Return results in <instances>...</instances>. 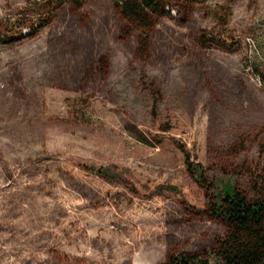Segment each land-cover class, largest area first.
<instances>
[{"label": "rangeland", "instance_id": "374dc122", "mask_svg": "<svg viewBox=\"0 0 264 264\" xmlns=\"http://www.w3.org/2000/svg\"><path fill=\"white\" fill-rule=\"evenodd\" d=\"M120 1L0 0V264L213 259L264 191V0H163L144 53Z\"/></svg>", "mask_w": 264, "mask_h": 264}, {"label": "trees", "instance_id": "16d2710c", "mask_svg": "<svg viewBox=\"0 0 264 264\" xmlns=\"http://www.w3.org/2000/svg\"><path fill=\"white\" fill-rule=\"evenodd\" d=\"M80 6L84 0H66ZM234 2L235 0H229ZM63 3V0H60ZM165 6L163 0H121L119 8L124 19L142 30L141 52L148 48V32L155 24V15ZM163 132L175 133V124L167 123ZM189 171L193 175L200 174L201 166H191L187 160ZM99 174L104 171L99 170ZM214 212L226 223L229 233L219 243L213 259L205 254L188 252L172 253L162 264H264V191L249 200L242 191L232 183H225L218 195Z\"/></svg>", "mask_w": 264, "mask_h": 264}]
</instances>
